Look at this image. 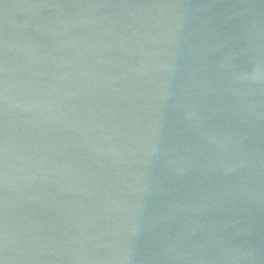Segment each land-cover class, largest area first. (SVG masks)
I'll return each mask as SVG.
<instances>
[{"label": "water", "instance_id": "95a60500", "mask_svg": "<svg viewBox=\"0 0 264 264\" xmlns=\"http://www.w3.org/2000/svg\"><path fill=\"white\" fill-rule=\"evenodd\" d=\"M3 264H264V0H0Z\"/></svg>", "mask_w": 264, "mask_h": 264}, {"label": "snow or ice", "instance_id": "6c2138e0", "mask_svg": "<svg viewBox=\"0 0 264 264\" xmlns=\"http://www.w3.org/2000/svg\"><path fill=\"white\" fill-rule=\"evenodd\" d=\"M0 264H3V261H0Z\"/></svg>", "mask_w": 264, "mask_h": 264}]
</instances>
